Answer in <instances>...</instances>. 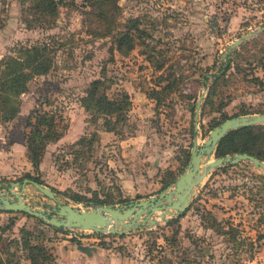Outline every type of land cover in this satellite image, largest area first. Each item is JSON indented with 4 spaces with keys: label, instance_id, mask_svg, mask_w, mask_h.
<instances>
[{
    "label": "rangeland",
    "instance_id": "obj_1",
    "mask_svg": "<svg viewBox=\"0 0 264 264\" xmlns=\"http://www.w3.org/2000/svg\"><path fill=\"white\" fill-rule=\"evenodd\" d=\"M86 1L56 0L57 14L49 23L29 26L27 20L38 18L37 0H0V61L23 44L50 41L58 47L52 69L32 77L25 93L7 96L2 104L0 149L6 154L0 191L2 184L22 182L29 174L54 189L60 202L124 204L119 200L128 192H158L169 170L179 174L193 136L201 144L226 116L264 113V30L227 52L242 34L264 27V0H117V19L139 17L150 34L144 39L147 47L136 46L126 56L108 50L109 37L88 33ZM151 48L150 62L141 52ZM152 62L164 67L156 69ZM223 65L226 70L219 71ZM200 74L206 76L205 84ZM99 77L109 97L125 91L131 101L114 131L80 105L89 82ZM152 88L161 91L159 102L147 96ZM46 98L49 105L43 103ZM39 102L55 112L63 134L46 143L35 169L25 136L27 117ZM92 133L91 149L71 147ZM24 193L38 208L54 205L30 184ZM79 197L80 202L75 200ZM183 214L177 223L161 222L119 237L55 231L21 212H1L0 259L32 264L26 241L43 247L48 258L40 257L41 264H264L262 169L248 161L218 168Z\"/></svg>",
    "mask_w": 264,
    "mask_h": 264
},
{
    "label": "trees",
    "instance_id": "obj_2",
    "mask_svg": "<svg viewBox=\"0 0 264 264\" xmlns=\"http://www.w3.org/2000/svg\"><path fill=\"white\" fill-rule=\"evenodd\" d=\"M86 3L87 5L84 6L86 10L83 12L86 20H84L83 23L85 27H87V31L90 35L97 38L109 37L111 44L108 50L110 52L117 50L121 55L126 56L136 46H148L144 39L150 37V34H148L147 30L142 26V21L139 17H130L124 22H120L117 19L118 16L116 14L119 10L117 0H87ZM37 7L38 10H35L38 13V18L27 20L29 26L37 23V21H48L47 23H49L57 14L58 2H56V0H37ZM57 49L58 47L50 41H44L34 45L23 44L10 49V53L0 61V112L2 111V104L9 96L15 98L20 97L21 94L26 92L27 83L32 77L45 75L52 69L55 63ZM148 50H143L141 53L147 54L146 59L151 62L153 61V54L150 51H153V48ZM152 63L156 69H162L164 67L162 62ZM226 67L227 65H223L219 71L226 70ZM200 77L202 78L200 83L205 84L207 80L206 76L200 74ZM215 77L218 78L219 75L217 74ZM252 79L255 81L259 80L257 77ZM102 87L103 90L101 89ZM105 88L103 77L91 80L85 89V94L80 97V105L89 113L103 118V126L107 131H114L126 118V114L131 106V101L129 95L125 91L118 92L109 97L104 90ZM165 88L166 87H163V89ZM160 94L161 91L152 88L147 93V96L159 102L161 100ZM207 101L212 104L210 100ZM43 103L49 105L48 99L46 98ZM43 103L39 102L38 105L30 111L26 121V126L30 128L25 136L27 157L35 169L38 168L41 161L46 143L58 140L63 134V130L58 126L55 112L52 110H44ZM239 114H246V112ZM229 117L232 116H226L224 120ZM9 118L10 116H2V119L7 120ZM95 137V133H92L90 137L83 135L73 143L71 147L91 149L92 143L94 139H96ZM263 146L264 125H253L228 132L221 139L215 155L219 157L225 154L245 152L260 160H264V150H261ZM188 156L189 153L183 160V165L186 164ZM168 174V178L161 181L163 188L170 184L178 173H174V170H169ZM25 178L34 180L40 184L42 183L38 176H31L28 174ZM52 191L55 190L52 189ZM58 193L63 194V192L59 191ZM136 197L140 198L141 196L137 195ZM80 198L81 197L78 199L76 198L75 200L80 202ZM130 200L129 197L122 196L119 202L127 203ZM86 202L93 205L105 204V201L101 199L87 200ZM1 212L12 213L3 210H1L0 213ZM23 214L31 217L25 213ZM183 215L184 214L180 217ZM179 218L168 221L166 225L177 223ZM35 219L43 223L41 219ZM48 227L55 231L66 232L63 228ZM92 234L97 235L98 233ZM118 236L121 237L122 235ZM165 239L167 238L165 237ZM1 240L2 236L0 235V242ZM23 245L30 252L29 258L32 264H41L39 261L40 257H42L43 260L48 258L42 246H31L26 241ZM0 264L7 263L0 259Z\"/></svg>",
    "mask_w": 264,
    "mask_h": 264
},
{
    "label": "water",
    "instance_id": "obj_3",
    "mask_svg": "<svg viewBox=\"0 0 264 264\" xmlns=\"http://www.w3.org/2000/svg\"><path fill=\"white\" fill-rule=\"evenodd\" d=\"M263 30L264 27H259L245 32L228 45L227 52ZM204 94L205 90L202 96ZM202 96L196 101L194 130L197 129ZM259 124H264V113L232 116L214 126L201 144L198 143L197 136H193L189 158L181 172L170 184L147 198L130 200L124 204L77 206L60 202L51 188L25 178L22 182L1 185L0 211L25 213L41 219L48 226L63 228L67 232L90 231L88 233L123 235L143 228L158 227L161 222L167 223L186 212L203 181L218 168L248 161L264 172V161L245 152L214 157L221 139L228 132ZM28 184L53 200L54 205L42 209L36 207V201L28 203L24 193Z\"/></svg>",
    "mask_w": 264,
    "mask_h": 264
},
{
    "label": "crops",
    "instance_id": "obj_4",
    "mask_svg": "<svg viewBox=\"0 0 264 264\" xmlns=\"http://www.w3.org/2000/svg\"><path fill=\"white\" fill-rule=\"evenodd\" d=\"M5 154H6L5 151L3 149H0V157L2 158V163L0 162V173H4V169H5V166H4V161H5L4 159H5V157L4 156H5ZM176 176H178V175H176ZM158 192H159V190H158ZM134 193L135 194L132 195V194H130L128 192V194L124 195V197H129L130 199L133 198L132 200H139V199L147 198L148 196H151V195H155L157 192L150 193L149 195H144V194H142L139 191H135ZM137 195H140L141 197L140 198H137L136 197ZM84 233H88V232H84ZM102 234H104V233H102Z\"/></svg>",
    "mask_w": 264,
    "mask_h": 264
}]
</instances>
